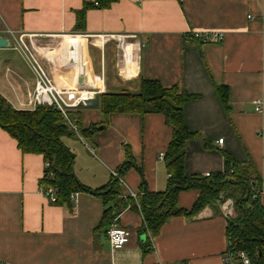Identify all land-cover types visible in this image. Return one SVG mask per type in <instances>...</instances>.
<instances>
[{
  "label": "crops",
  "instance_id": "1",
  "mask_svg": "<svg viewBox=\"0 0 264 264\" xmlns=\"http://www.w3.org/2000/svg\"><path fill=\"white\" fill-rule=\"evenodd\" d=\"M91 2L0 0V37L9 42L0 48V95L16 110L36 108L31 104L35 74L14 46L20 35L41 55L55 51V67L44 64L60 80L82 76L84 87L101 93H137L142 79L177 86L197 97L184 107L187 129L200 135L186 145L185 174L223 173L226 156L251 162L262 181L264 206V0H120L109 9L89 10L85 30L77 32V12ZM206 33H221L223 40L193 37ZM122 37L130 47L128 61L119 47ZM95 77L103 82L97 84ZM220 86L228 90L229 109ZM79 113L83 129L100 124L94 135L85 136L91 144L62 139L75 154L74 174L83 185L106 186L129 146L137 168L122 177L123 196L167 190L169 175L159 156L167 151L172 130L163 115L106 119L99 105ZM45 167L42 154L22 153L0 127V264H225L229 239L222 210L206 207L193 218L172 217L153 237L141 232L142 214L126 209L116 223L131 231V239L114 250L108 227L97 230L103 199L79 193L72 208L55 205L40 191ZM198 196V191L181 192L178 207L190 210Z\"/></svg>",
  "mask_w": 264,
  "mask_h": 264
},
{
  "label": "trees",
  "instance_id": "2",
  "mask_svg": "<svg viewBox=\"0 0 264 264\" xmlns=\"http://www.w3.org/2000/svg\"><path fill=\"white\" fill-rule=\"evenodd\" d=\"M119 1L95 0L86 3L77 12L76 31L85 30L86 14L89 10L109 9ZM217 91L222 103L229 109L227 88L220 86ZM196 98L177 86L165 88L160 82L149 79H142L137 93L126 91L101 93L96 96L106 119L112 114H161L172 130V140L164 153L169 175L167 190L160 193L144 190L137 201L123 196L122 185L114 176L106 186L96 190L83 185L77 179L73 170L75 154L62 140L76 134L69 130L63 115L52 106L16 110L0 95V127L18 142L22 153L44 156L46 167L39 185L44 189H56V201L53 202L55 205L72 208L71 197L79 193H89L103 199L105 211L97 230L106 227L109 229L124 210L132 209L143 216L141 232L155 237L172 217L193 218L206 207L212 208L215 213L220 212L218 204L223 196L233 199L236 210V218H227L229 251L245 253L251 264H264V206L261 196L257 195L261 191L262 181L253 164H241L231 156H226V169L223 173L210 174L209 177L185 174L186 145L189 141L199 139L200 135L187 129L184 107ZM73 114L84 136H92L99 130L100 124H91L88 129H82L79 111ZM133 168H137L135 158L129 146H125V161L117 173L122 178ZM189 191H198V199L190 210L179 208L180 193ZM150 247L148 239L144 250L147 252Z\"/></svg>",
  "mask_w": 264,
  "mask_h": 264
},
{
  "label": "built area",
  "instance_id": "3",
  "mask_svg": "<svg viewBox=\"0 0 264 264\" xmlns=\"http://www.w3.org/2000/svg\"><path fill=\"white\" fill-rule=\"evenodd\" d=\"M9 33L13 36L12 31ZM195 39L202 40L204 42H215L219 43L223 40V34L221 33H206V34H194ZM25 35H20L15 37V48L19 50L25 58L28 60L36 78L35 89L32 95L31 104L35 107L50 105L57 111H59L65 120V124L68 126L71 132L78 134L79 127L72 120L70 114L79 111L81 108L86 107L87 102L96 99V96L101 93V90L95 88H86L84 85L79 84V76L75 78L63 77L60 80L56 78L45 66L44 61L50 62L52 66L55 67V51L48 49L45 54L41 55L36 49L32 40L30 42L26 41ZM119 47L122 50L123 58L125 60H130L131 53L129 44L126 42L125 38H119ZM95 82L101 84L103 82L102 77H95ZM49 98L50 103H44V98ZM257 111H261V102L257 101ZM224 140H219V144H223ZM164 153L159 156L160 160H164ZM112 175L120 181L122 186H125L122 178L119 177L117 172H113ZM207 177L210 173L206 174ZM40 191L46 195L51 202L56 201V189L49 188L44 189L40 187ZM263 193H257V195H262ZM141 193H132L124 195V197H131L135 201ZM78 194L72 195V202L77 201ZM221 210L226 218H230L234 210V202L232 199L226 200L222 206ZM107 236L111 248L122 249L126 246L131 239V231L120 227L116 221L110 226L107 231ZM230 246V245H229ZM225 264H251L250 258L243 252L233 253L229 250L225 254Z\"/></svg>",
  "mask_w": 264,
  "mask_h": 264
},
{
  "label": "rangeland",
  "instance_id": "4",
  "mask_svg": "<svg viewBox=\"0 0 264 264\" xmlns=\"http://www.w3.org/2000/svg\"><path fill=\"white\" fill-rule=\"evenodd\" d=\"M70 116H71L72 120H73L75 123H77V121L75 120V119H76V118H75V115H74L73 113H71ZM82 129H83V128H82ZM70 138H71L72 142H74V143H76V144H79V145H81V143H88V144H91V141L83 135V133H82V131H81V128L78 130V134H76L75 137H70ZM70 138H69V139H70ZM82 141H83V142H82ZM220 199H221V203L218 204V208H219V210H220V212H221V206H222V204H223L226 200H228V199H232V198H224V197L222 196ZM232 200H233V199H232ZM233 202H234V201H233ZM229 217H230L231 219L236 218L235 204H234V210H233V213H232L231 216H229Z\"/></svg>",
  "mask_w": 264,
  "mask_h": 264
},
{
  "label": "water",
  "instance_id": "5",
  "mask_svg": "<svg viewBox=\"0 0 264 264\" xmlns=\"http://www.w3.org/2000/svg\"><path fill=\"white\" fill-rule=\"evenodd\" d=\"M9 46V42L5 39V38H2L0 37V48H6ZM84 83V77L80 76L79 77V84H83ZM50 103V100L49 98H44V103ZM99 105V102L97 99H94V100H91L89 102H87L86 104V107H89V108H93V107H97Z\"/></svg>",
  "mask_w": 264,
  "mask_h": 264
}]
</instances>
